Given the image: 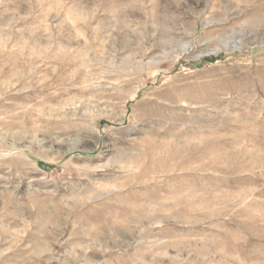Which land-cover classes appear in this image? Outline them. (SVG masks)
I'll use <instances>...</instances> for the list:
<instances>
[{
  "label": "rangeland",
  "instance_id": "1",
  "mask_svg": "<svg viewBox=\"0 0 264 264\" xmlns=\"http://www.w3.org/2000/svg\"><path fill=\"white\" fill-rule=\"evenodd\" d=\"M0 264H264V0H0Z\"/></svg>",
  "mask_w": 264,
  "mask_h": 264
}]
</instances>
